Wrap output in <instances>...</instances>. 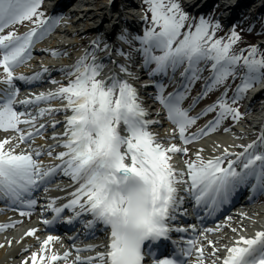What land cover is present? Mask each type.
<instances>
[{"label": "snow or ice", "instance_id": "obj_1", "mask_svg": "<svg viewBox=\"0 0 264 264\" xmlns=\"http://www.w3.org/2000/svg\"><path fill=\"white\" fill-rule=\"evenodd\" d=\"M143 3L147 6L144 16L147 26L141 32L125 28L117 37L129 50L113 48L108 43L101 48V41L94 40L90 49L72 65L58 69L67 79L65 84L51 78L47 67L32 75L15 72L32 58L35 45L58 26L60 18H45L39 11L42 0H0V68L3 69L0 131L17 134L0 140V200L33 209L38 203L34 193L48 191L47 186L57 177H67L74 186L69 193L71 199L59 206L58 198L49 200L41 208V214L50 213L52 218L42 222L51 228L58 223L78 225L88 217L83 227L89 235L99 228L107 233L108 240L103 246L105 251H95L99 246L77 247V237H72V250L61 255L51 247L59 237L49 235L40 242L39 251L32 252L22 264L61 261L69 264L73 252L71 264H147L148 258L152 264H189L193 253L195 264H264V230L257 231L253 237L241 235L232 246L223 249L215 247L218 241L208 240L206 246L212 251L207 254L206 246L197 247L195 239H188L186 245H177L172 240L173 233L196 232L195 225L185 228L178 224L189 214L188 203L197 215L203 209L211 215L242 186L264 194V131L256 141L239 146L243 148L239 153L224 148L221 155L205 159L200 149L195 159L185 160L184 170L177 169L173 163L174 156L187 157L188 145L216 132L225 120L241 119L237 105L248 90L264 80V52L250 46L234 53L233 47L241 40L235 29L227 38H216L221 28L219 22L204 17L189 22L180 0H143ZM147 13H151L150 22ZM25 21L32 22L34 27L23 34L15 30L5 33L6 29ZM99 51L108 52L105 60L114 65L111 74L103 79L107 64L105 60H97ZM112 51L126 63L114 60ZM51 55L59 57L68 53L53 50ZM137 58L138 67L153 81L142 87L153 88L152 99L163 107L166 119L174 125L167 145L151 131L160 122L149 118L138 89L129 80L139 79L131 70ZM205 68L210 72L207 78L203 77ZM177 72L179 82L174 91L167 92ZM45 79L59 86L54 91L17 100L20 82L31 85ZM201 79L204 80L201 91L184 107ZM229 79L240 80L231 97L230 86L226 87ZM221 88L224 90L214 103L195 116L190 114L201 100ZM53 101H60V106L51 107ZM42 103L49 106L40 107ZM60 113H64L63 121L51 119ZM211 113H216L213 120L190 132L198 120ZM42 119L45 122H39ZM60 124L64 131L56 133ZM48 128L55 133L51 139L56 143L35 145L36 138H43ZM175 139L183 146L170 142ZM22 144L27 148L17 151ZM57 148L64 150L56 152ZM44 156L58 163L45 164ZM66 211L71 215L65 220ZM20 215L30 216L31 212L21 211ZM12 226L0 225V230ZM37 231L30 229L25 235L36 236ZM213 231L204 229V233ZM162 241L173 245L172 252L164 258L158 255ZM222 250L223 258L219 255ZM94 251L95 255H81Z\"/></svg>", "mask_w": 264, "mask_h": 264}, {"label": "bare ground", "instance_id": "obj_2", "mask_svg": "<svg viewBox=\"0 0 264 264\" xmlns=\"http://www.w3.org/2000/svg\"><path fill=\"white\" fill-rule=\"evenodd\" d=\"M67 1L68 0H58L57 6L58 7L65 6ZM81 1L85 2L84 6L87 9L86 12H84L82 10L84 12L82 14V16L75 14L71 17V19H73V20H69V22H65L67 19L64 16L63 17L64 19L62 20L63 21L62 26H61V28H58L60 30H57L54 35H51V39H48V41L46 43H48L49 41L50 42L47 45H45V43L44 44L37 43V46H38L37 50H38L39 54H41L42 52H46L44 54L49 55V56H46V58L48 60H52L54 62H56L58 60V58L62 57L64 62L60 63L59 65H56V66H53L50 63H44L41 65L40 69L37 72H40L41 69L44 67H47L49 69V71H53V72L58 71V69H60L62 66L72 64L77 60L78 57L84 55V53L90 49L91 45H89L87 43H83L82 45H84L85 47H81L79 50H77L76 45H80V44H78V41H77L79 39L78 36L82 35L83 39H84L87 35V33H84V32H86V31L88 32L89 31L88 29L93 28L94 25H96L101 30H107V31H105V34L107 36L106 39H101V37L98 34L96 35V40H99L102 42L101 48H103L104 43H108L113 48L122 47L126 51L129 50L128 46L125 44H122L117 39V37H118V35H120L122 33V31L125 28H128L134 32H137L135 30H137L140 26L139 24L142 23V20L139 17L134 18V16H130L131 8H135L134 5L136 4V2H133V0H132V2L129 3V7L126 6V7L122 8V3L120 0H87V1L81 0ZM201 1H203V0H187L185 2L186 7L188 9L195 10V7H192L191 5H193L196 2L199 3ZM208 1L209 0H205L204 3L208 2ZM230 1L231 0H223L221 3L222 7L224 9L223 15L221 13V10H218V12L213 17L218 22H224L223 25L225 27V32L227 34L231 33V31L236 28V26L234 24H232V21L229 20V17L233 14V11L228 6ZM232 1H234V0H232ZM72 6H75V8H77L76 3H74V5H72ZM146 8H147V6L146 7L142 6V7H140V9L138 11L142 15H144L146 13ZM213 8L214 7L212 6L210 9H208L206 11L209 13L212 11ZM82 11H80V12H82ZM201 12H202L201 10L196 11V13H201ZM117 15H122L123 19H121V20H119V18L116 19ZM224 16L227 19V21L225 20ZM81 17H82V19H81ZM241 17H242V13L237 18L241 19ZM195 18H198V15ZM114 19H115V21H114ZM124 20L131 23L135 30L129 24H126V25L122 24L116 30V36L111 37V35L114 33V30L116 28V26H115L116 23L118 22L119 24H121ZM79 22L84 24V32H81V30L76 27V25ZM106 23H110V25L104 26ZM142 29L143 28H140V30L138 32H141ZM63 36H64V38H62ZM65 36H69L70 38H74L73 41H75V42L66 41ZM242 49L246 50L245 47H241V48H238V50L234 51V53L238 54L241 52ZM53 50H56L59 52H67L68 53V55H67L68 59H65L63 57V55L59 56V57L51 55V52ZM109 51H110V49H109ZM263 52H264V50H263ZM112 54H115L114 51ZM107 55H108V52L99 51L98 55H97V57H98L97 60H105V57H107ZM43 62H46V60H43ZM118 63H126V62L125 61H119ZM27 72L30 73V71H28V70H27ZM208 72H209V70L207 68H205V70L203 72V76L208 74ZM110 74H111V71L104 78H107ZM45 83H47V81H45ZM233 83L234 82H232V84ZM261 83L262 84L264 83L263 80H261L259 83L255 84L250 90H248L244 99H242L239 103V105L241 107L244 105L247 106L246 109H244L243 112H241V114H242L241 118H243V121H248V124L260 125L258 130H257V131L260 130V132L264 131V126L261 127V125H263V123H260V120L263 118L264 115L258 116L260 113L258 111V109L260 108L259 106L262 103H264V93L262 94V92H264V91L260 90L261 89L260 87H257ZM139 91H141V90H139ZM216 99L217 98L209 100V99L205 98V99L201 100L200 105H197L195 107V109L190 114L195 116L202 109L206 108L209 104L214 103L216 101ZM60 104H61L60 101L53 102V103H51V107H59ZM48 106L49 105H47V107ZM68 114L70 115L71 113H68ZM51 119L63 121L64 120V113L57 114L54 117H52ZM39 122H45V121L42 119ZM226 128L229 129L231 132H227L225 135L233 136V140L229 141V143L224 144L223 146L213 148L212 153L216 156L221 155L224 148H228L229 151H231V152L239 153V152L243 151V148H241L239 146H241V145L246 146L248 144H251L253 141L257 140L258 132L253 133L252 128H249V131L252 133L246 134V137H248V139L244 136V133H242V132H244V129H242V127H240V126L237 127V126H233L232 124H229L226 126ZM55 130H56V133H61L64 131V127L62 124H60V125H57V128ZM51 132H52L51 128H48L44 132L43 138L38 137L35 140V145L47 146L49 144L56 143V141H53L51 139V137L55 133L51 134ZM260 132H259V134H260ZM253 134H256V137H254ZM7 137H16V133L15 132L1 133V131H0V140H3ZM15 143H16V140L14 139L13 144H15ZM25 148H27V147L26 146H20V148H18L17 151H20L21 149H25ZM59 151H62V148L56 149V152H59ZM211 157H213V156H208V157L205 156V159H208ZM43 160H44V163L46 164L47 162L50 161V158L47 156H44ZM248 215H249V218L243 220V225L245 224L244 226H247V225H251L254 227L264 226V210L263 209H255L253 211V214L250 212ZM237 227H239V226H237ZM237 227H236V225L234 226V228H237ZM239 236H241V235H239ZM239 236H238V238H239ZM212 240L214 242L218 241V243H215V247L220 248V249H223L225 246H227L229 244V241H230V240H228V241L223 240L222 235L212 236ZM34 248L35 247L32 246V243H29L26 245V249H27V251H25L26 253L24 252V248H20L19 252H20V254H27V253H29V251L32 252ZM211 251H212L211 247H207V246L205 247L206 254L210 253ZM3 253H4V249L2 250L0 248V259L2 258ZM206 264H207V262H206Z\"/></svg>", "mask_w": 264, "mask_h": 264}, {"label": "rangeland", "instance_id": "obj_3", "mask_svg": "<svg viewBox=\"0 0 264 264\" xmlns=\"http://www.w3.org/2000/svg\"><path fill=\"white\" fill-rule=\"evenodd\" d=\"M180 3H181V7L184 9V11L186 12V5L184 4V2L182 1V0H180ZM140 7H141V4H140ZM205 12V16H210L211 14V16L212 17H214V15H215V12L213 11L212 13H208L207 11H204ZM150 15H151V13H150ZM254 16L255 17H257V14H254ZM254 16H252V18L250 19V20H254L255 19V17ZM144 19V18H143ZM151 19V18H150ZM214 19V18H213ZM194 20H192L191 18H189V22H193ZM252 21L250 22V24H254L253 26H255V25H257L258 24V22H253L252 23ZM149 22H150V20H149ZM143 25H145V27L147 26V24L145 23V21L143 22V24H142V28H143ZM26 27H28V26H26ZM257 28V27H256ZM26 29V28H25ZM20 30H21V32L22 31H24V29H21V28H19V30H18V33L20 32ZM250 30H251V28H250ZM11 31H13V30H11ZM223 35H225L224 33L223 34H221V36H223ZM253 39H254V37H252ZM256 42L258 43V46L257 47H261V49L262 48H264V43H263V41L262 40H259V41H257L256 40ZM256 43V44H257ZM233 52H234V48H233V50H232ZM210 73V72H209ZM230 80V79H229ZM240 83V80L239 79H236V81H235V85H234V90H235V87L238 85ZM230 92V91H229ZM243 110H244V107H239V111H240V113L241 112H243ZM241 119H243V118H241ZM239 124V123H238ZM237 127H242V129L245 127L244 125H242V124H240V125H236ZM185 156H180V159H181V161H182V163H183V168L185 169V160L186 159H189V158H192V157H187V158H184ZM193 159V158H192Z\"/></svg>", "mask_w": 264, "mask_h": 264}]
</instances>
